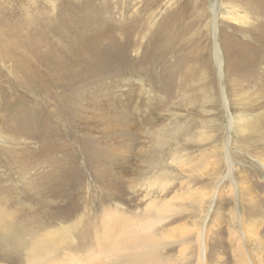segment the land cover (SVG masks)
<instances>
[{
  "label": "rangeland",
  "instance_id": "1",
  "mask_svg": "<svg viewBox=\"0 0 264 264\" xmlns=\"http://www.w3.org/2000/svg\"><path fill=\"white\" fill-rule=\"evenodd\" d=\"M113 1L0 0V220L26 217L37 235L84 215V249L68 240L73 250L57 264H150L144 241L133 248V215L144 216L151 201L168 205L181 192L214 188L226 207L202 241L183 212L157 229L165 231L157 263L264 264V56L250 62L246 31H264L262 4L121 0L125 15ZM188 14L189 30L171 43L175 21ZM139 79L146 86L133 108ZM227 105L240 117L229 131ZM163 132L176 134L166 140ZM161 147L164 168L149 172L137 158ZM172 156L183 159L185 177L160 198L159 186L142 180L165 169L175 176ZM231 206L246 234L257 231L241 248ZM1 228L0 264H27L29 245L19 251Z\"/></svg>",
  "mask_w": 264,
  "mask_h": 264
},
{
  "label": "bare ground",
  "instance_id": "2",
  "mask_svg": "<svg viewBox=\"0 0 264 264\" xmlns=\"http://www.w3.org/2000/svg\"><path fill=\"white\" fill-rule=\"evenodd\" d=\"M231 1H236V0H231ZM258 1H259L258 2L259 4H262L263 9H264V0H258ZM140 2L142 4H144V0H140ZM253 2H257V0H254ZM112 3L115 4L116 8H118V6H120V5H123V2L121 0H117L115 2L113 1ZM128 3L129 2L124 3V5L126 4V6H124L123 9H122V6H120L121 9L124 10V14L125 15H126V13H128L130 11L129 4ZM263 14H264V12H263ZM189 16H190L189 14L188 15H185L184 17L182 15L181 19H178V20L175 21L174 30L172 31V34L174 33L173 36H170V34H168V36L170 37L171 43L175 44L174 42L179 41V39L181 38V36L183 34H185L189 30V28L191 26L190 23L189 24H186V25H182L183 21L186 20L187 18H189ZM228 19L230 21H232V22H235L236 21V19L233 18V17H229ZM246 21H247V18H244V17L242 18V20H240V22H243L244 25L247 23ZM260 28L261 29H264V26H261ZM179 30H180V32H179ZM255 30H257V31H255ZM246 31H247V33H249L248 36H249L250 49H249L248 55H249V58H250V62L251 61H256V58H258L260 55H262V58H263V56H264V31H260V30H258V28L253 29L252 27L249 28V29H247ZM170 51H172V49ZM215 55L218 56V54L216 53V51L214 52V56ZM16 60L18 62H23L25 59H16ZM216 65H217L218 68L220 67V62L217 59H216ZM253 66H254V64L252 63L250 65V67H253ZM26 72H27V70H26ZM141 80L139 79L137 81V83L135 84V92L134 93H136V94H134V101H133V104H132V106H134L133 108L137 107V103L140 100V98L142 97L141 96L142 95L141 94L142 93V90L140 92L138 90V88L144 89L145 86H146V85L143 84V81H141ZM142 85L144 86V88L140 87ZM238 91H240V90H238ZM241 93L242 92H240V94ZM0 102H2L1 97H0ZM3 104H4V102L2 103V105L0 104V106H3ZM225 107L227 109L226 116H228V118H229V120H228V127H229L228 131H229V130L233 129V127L236 125L235 124L236 120H238V118H240V117L237 116V115H234L233 113H231L228 105L225 106ZM138 115H139V113H138ZM130 129H131V131L133 129L131 127V125L128 126V130L126 132L129 133ZM134 131L135 130L133 129V132ZM175 134H176L175 132H173V133H168V132L166 133L165 132L164 135H163V137H165V139L166 138L171 139L172 137H174ZM121 136H124V135L121 134ZM163 137L160 136V138H162V141L161 142H165V139ZM174 143H175V141H174ZM174 146H172V147H174ZM162 150H163V147L160 148V150H159L158 153H154V154L151 153L153 155L151 157H150L149 154H147V156H145V157L140 156L137 159H139L142 163L147 164V167L150 170V171L148 170L149 172H152L154 170H156L158 172V170H160L162 167L164 168V166H163V157L161 156V151ZM173 154H174V152H173ZM120 156L124 157L126 155L121 154ZM10 164H12V163H10ZM170 165H172V167H173V172L174 173L176 172L175 173V176H173L171 179L170 178L168 179V173H167V171L165 169V172L163 170V171H161L160 175H158L156 177H152L153 180H150V178H146V180H142V183H144L143 185H145L146 187H148L150 189L151 188H155L156 186H159V194H158V196L160 198H161V196H165V195H168L169 193H171L168 190L170 189V187H172V185H174V182L173 181H175L176 179H178V177H180V178L185 177V175L182 174L183 171H184V170H182V167L185 166L184 161H183L182 158H180V157L179 158H177V157L171 158V162L169 163V166ZM194 168L195 167L191 166L190 168H188V172L191 173L192 171H194ZM229 170H230V168L228 166V171ZM238 170L239 169H237L236 167H234L233 168V174H237L236 171H238ZM28 188H29V186H28ZM31 188H34V187L31 186ZM31 191H33V190H31ZM49 197H50V195H48V197H47L48 200H49ZM220 197H221L220 193L217 192V191H215L214 188H212L209 191V194L207 193V195L206 194L200 195V194H197V193L192 192L191 190H189L188 192H181L180 194L175 195L176 201H172V203L170 201L168 205L165 204V201L164 200L162 202L161 201H155V202L151 201L150 204H149V206H147L146 207V210L144 211V214H143L144 216L135 215L134 214L133 217H132V219H133V225H132V223L130 224V229H131L130 235H131V237H133V241H135L134 242V245H133V248L135 250H138L139 248H141V244L144 241L145 242V246L148 249V253H149L148 254V256H149L148 263L150 262V264H158L157 262L158 261H161L162 259H160V258H159L160 260L158 259V253L159 252L156 251V250L157 249L159 250V248L157 247V244H158L159 240L162 238L161 236H162V234L165 231L159 232L157 229L159 227H162L163 226V223L164 224H166V223L170 224V223H176L177 221H181L182 218L180 216L178 217L177 215H179V214H181L183 212H186V211H188V212L190 211V213H192V215H191L193 217V219H192V225L197 226V228H198V231H197L198 232V241L201 242L202 241L201 240V236H202L203 232L204 231H208V228H206V225L207 224L209 225V223L212 224L213 222L217 221V219L219 218L217 216L218 209L221 210L222 208H225L226 207V206L224 207L225 204L219 200ZM246 197H248V199H247V201H248L249 198H250L249 194L243 195V198L246 199ZM29 199H27V200H29ZM210 201H211V203H210ZM250 201L251 200H249L248 202H250ZM259 201L260 200H258L257 202H255L254 205L259 204ZM239 202H240V199H239ZM241 202L243 203V199L241 200ZM38 204H40L39 207H43L44 206L40 202H38ZM29 205L30 204H28V206ZM234 207L235 206H231V210L232 211H230L228 213L230 214V216L232 218H233V216H234V218L237 217L234 220L235 222H232L231 221V225H232V228L231 229H232V232L235 234L234 236L237 239L240 240V242H237L236 241L237 243H239L237 247L241 248L242 239L244 238V240H246L245 235H248L249 234V237H250V234H251L254 238H256L255 236L257 235V231L250 230L249 233L246 234L245 232H247V231L246 230H245V232L243 231V229L246 228V225H245V228L243 227V229H241V225H243V224L241 222H239V219L240 218L235 213V210L236 209ZM29 215H31V214H29ZM21 216H22V214H21ZM21 216L19 218H21ZM25 218L26 217L21 218L20 220H17L15 222L11 221L10 218H6V220L2 219V220H0V226H2L1 229H3V230H1V232L3 231L4 234H6V236L10 240H13L12 241L13 243L16 242V244L18 245L19 251L21 250V248H23V247L25 248V245H29L28 246V249L26 251V255H25L27 264H57V263H60L61 262V259L63 258V255L62 254H64L68 248L70 250V246H72L71 243L70 244L68 243V240L74 241V246H75V248H77V250H83L84 249L83 247L86 244V241L84 240V239H86L85 238V234H84L86 232L85 231V225H86V221L85 220H87L84 215H82L81 217H78L75 221H72L69 224L62 225V226H59V227H54V228L51 227V228H49L47 230H44V229L43 230H40L37 235H35L37 232L33 231V229L28 228L27 227L28 225L25 226L22 223V222H24ZM36 218L39 219V216H37ZM197 218H198V220H196ZM140 219H142V220H140ZM138 220H140L142 222L137 223L136 221H138ZM206 220H207V223L205 224V221ZM242 222H243V220H242ZM238 224L239 225L241 224L240 227H239ZM94 229H95V227H94ZM246 229H248V228H246ZM173 231L174 230H172V232ZM90 234H93V233H90ZM93 235H95V234H93ZM98 236H100V235L98 234ZM139 237H142L141 240H139ZM179 239L181 241L183 239L182 236L179 235ZM179 239H178V241H179ZM86 240H88V239H86ZM234 240H235V238H234ZM178 241H176V242H178ZM230 241L231 240H229V243H230ZM255 241L257 242V239H255ZM26 242H28V243H26ZM24 243H25V245H24ZM259 245H257V246L259 247ZM74 246H73V248H74ZM160 249H163L162 246L160 247ZM200 249L204 250V247H203L202 244L200 245ZM72 250H70V251H72ZM170 250H172V249H170ZM160 255H161V253H160ZM188 258H190V257H188ZM161 262H163V261H161Z\"/></svg>",
  "mask_w": 264,
  "mask_h": 264
}]
</instances>
